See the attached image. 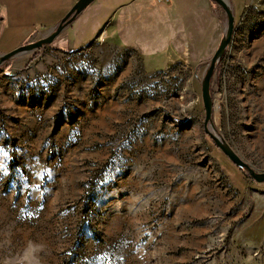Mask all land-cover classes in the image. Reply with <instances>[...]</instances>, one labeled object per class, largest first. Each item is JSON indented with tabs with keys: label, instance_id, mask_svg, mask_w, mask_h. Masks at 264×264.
<instances>
[{
	"label": "rangeland",
	"instance_id": "374dc122",
	"mask_svg": "<svg viewBox=\"0 0 264 264\" xmlns=\"http://www.w3.org/2000/svg\"><path fill=\"white\" fill-rule=\"evenodd\" d=\"M228 1L235 33L211 83L213 124L264 173V0ZM100 2L0 66V264H264V183L203 124L225 11L214 4L223 32L212 54L163 69L161 49L142 59L101 32L115 8L95 11ZM26 23L19 47L50 31Z\"/></svg>",
	"mask_w": 264,
	"mask_h": 264
},
{
	"label": "crops",
	"instance_id": "0c3cea01",
	"mask_svg": "<svg viewBox=\"0 0 264 264\" xmlns=\"http://www.w3.org/2000/svg\"><path fill=\"white\" fill-rule=\"evenodd\" d=\"M77 2L3 0L0 41L4 40L6 47H0V54H7L10 48L20 46L15 44L17 34H23L28 31V27L31 28L26 21L35 20V25L41 26V31L51 30L59 24H56V18L64 16ZM106 6L115 9L108 17L110 30L101 32L106 33L114 45L139 52L142 59V50H152L154 57L158 54L156 51L161 49L166 53L163 69L185 58L194 62L208 57L223 32L211 0H101L95 11L102 12ZM188 31L194 34L192 53L186 45ZM134 33L140 34L139 40L132 39L130 34ZM34 34L29 35L30 40ZM207 37V55H197Z\"/></svg>",
	"mask_w": 264,
	"mask_h": 264
},
{
	"label": "water",
	"instance_id": "95a60500",
	"mask_svg": "<svg viewBox=\"0 0 264 264\" xmlns=\"http://www.w3.org/2000/svg\"><path fill=\"white\" fill-rule=\"evenodd\" d=\"M95 1L96 0H78L73 8L61 20V22L55 28L49 31L47 36L34 42L28 43L17 49H14L7 54H0V66L22 55L37 51L40 48L53 44L56 39L63 33V31L67 27L72 25L78 19V17L83 14L84 11ZM211 2L221 7L225 11V14L228 17V25L226 27L222 40L220 41L218 49L209 62V66L202 80V97L205 108V120L203 124L205 132L214 141L217 148H219V150H221L228 157L231 163H233L239 169L249 172L251 177L255 181L264 183V173H256L247 163H245L240 158V156L225 142V140L217 134L213 124L214 102L212 98L211 83L216 71L215 68H217L218 64L220 63L227 49L232 43L235 33V15L231 8L230 1L211 0Z\"/></svg>",
	"mask_w": 264,
	"mask_h": 264
},
{
	"label": "trees",
	"instance_id": "16d2710c",
	"mask_svg": "<svg viewBox=\"0 0 264 264\" xmlns=\"http://www.w3.org/2000/svg\"><path fill=\"white\" fill-rule=\"evenodd\" d=\"M39 51V50H38ZM37 53H39V52H37Z\"/></svg>",
	"mask_w": 264,
	"mask_h": 264
}]
</instances>
